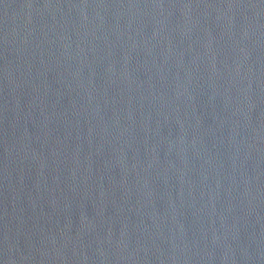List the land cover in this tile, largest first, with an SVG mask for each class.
I'll return each mask as SVG.
<instances>
[{
	"label": "water",
	"instance_id": "water-1",
	"mask_svg": "<svg viewBox=\"0 0 264 264\" xmlns=\"http://www.w3.org/2000/svg\"><path fill=\"white\" fill-rule=\"evenodd\" d=\"M0 264H264V0H0Z\"/></svg>",
	"mask_w": 264,
	"mask_h": 264
}]
</instances>
